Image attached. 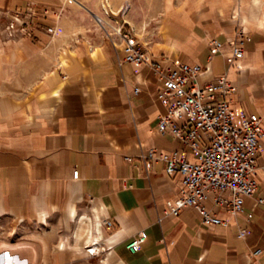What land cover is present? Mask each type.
I'll return each instance as SVG.
<instances>
[{"label": "crops", "instance_id": "obj_1", "mask_svg": "<svg viewBox=\"0 0 264 264\" xmlns=\"http://www.w3.org/2000/svg\"><path fill=\"white\" fill-rule=\"evenodd\" d=\"M132 1L104 4L114 12L129 5L122 18L82 0H0V264H264L263 178L238 216L210 194L208 208L230 224L210 227L193 209L169 216L179 178L163 162L147 170L141 158L155 149L193 160L157 132L164 81L151 63L199 65L202 86L225 75L237 87L231 107L264 117V0H159L156 10L144 0L141 11ZM14 12L28 17L30 32L9 39L2 30ZM123 19L144 50L142 65L125 61L130 50L112 32ZM241 30L250 40L231 67ZM214 41L222 43L216 53ZM261 145L259 167L264 138ZM105 218L114 223L101 232L109 251L90 259L87 235ZM141 231L147 238L132 253Z\"/></svg>", "mask_w": 264, "mask_h": 264}, {"label": "built area", "instance_id": "obj_2", "mask_svg": "<svg viewBox=\"0 0 264 264\" xmlns=\"http://www.w3.org/2000/svg\"><path fill=\"white\" fill-rule=\"evenodd\" d=\"M105 0L102 7L106 16H121L129 11L126 5L119 11L108 10ZM99 27L109 38V24L104 18L96 16ZM29 19L20 12L10 15L4 28V34L13 39L19 34L28 33ZM115 36L125 41L130 52L125 61L135 65L145 63V53L137 41L125 30L124 19L112 27ZM250 38L243 30L237 33L232 42L233 52L226 57V62L233 67L245 51L243 46ZM213 53L221 50L222 43L212 42ZM150 67L164 81V87L158 92L157 99L165 112L159 118L157 132L161 136H170L180 141L185 151L193 156L187 158L185 152L173 151L158 153L154 149L142 155L149 170L151 161L163 162L165 171L171 178H179L180 192L177 199L167 202L168 215L177 217L185 209H193L201 219V223L210 227L228 228L227 220L217 216L207 206L210 194L214 193V205L226 209L234 216L244 213V201L253 197L264 179V166L259 167L257 156L262 151L264 138V117L247 116L231 107L228 98L237 92V87L225 75L205 85L199 84V77L204 70L199 65L175 62L170 67L151 63ZM139 93V89H135ZM128 162L133 159L126 158ZM229 194V197L225 195ZM258 202L264 205V198ZM252 215H248L251 218ZM113 229L112 220L96 219L89 235V243L85 249L90 257H97L109 249L104 245L102 229ZM248 230L239 231L245 237ZM97 236L99 239H97ZM147 235L138 233L128 244L132 253L140 251ZM261 250H255L253 257Z\"/></svg>", "mask_w": 264, "mask_h": 264}, {"label": "rangeland", "instance_id": "obj_3", "mask_svg": "<svg viewBox=\"0 0 264 264\" xmlns=\"http://www.w3.org/2000/svg\"><path fill=\"white\" fill-rule=\"evenodd\" d=\"M82 1H85V2H88V4H90V3H94V4H99L100 5V7H101V9H102V11H103V13H104V10H103V7H102V5H103V3H104V0H82ZM132 2H134V3H137L138 4V6H139V10L141 11V9H142V6L146 3V1H144V0H134V1H132ZM148 3H149V5L151 6V8H153L152 10H156V8H157V5H158V3H159V0H148L147 1ZM147 4V3H146ZM150 7H148L147 9H146V13L149 11V12H152V10L150 9ZM10 19V18H9ZM6 25H7V23H6ZM5 25V26H6ZM1 26V25H0ZM5 26H4V28H5ZM4 28H3V32H4ZM92 229H93V223H92V226H91V231H89V233H88V235H87V237H88V240H87V243H86V245L89 243V235H90V233L92 232ZM92 234H93V232H92ZM86 245H85V247H86ZM85 247H84V249H85ZM85 252H86V249H85ZM107 253H108V251H104V252H102L101 254H100V256H102V255H107ZM97 257H99V256H97ZM88 258H90V259H94V258H96V257H90V256H88Z\"/></svg>", "mask_w": 264, "mask_h": 264}]
</instances>
